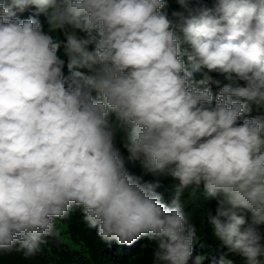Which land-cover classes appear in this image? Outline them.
<instances>
[{"label": "clouds", "instance_id": "clouds-1", "mask_svg": "<svg viewBox=\"0 0 264 264\" xmlns=\"http://www.w3.org/2000/svg\"><path fill=\"white\" fill-rule=\"evenodd\" d=\"M175 3L0 0V254L34 253L76 208L102 241L147 237L153 264H188L197 229L178 197L203 186L214 238L264 264V115H247L264 109V0ZM30 6L63 31L68 75L60 42L21 18ZM212 72L228 80L215 96ZM117 136L177 182L171 207L128 173Z\"/></svg>", "mask_w": 264, "mask_h": 264}, {"label": "trees", "instance_id": "trees-1", "mask_svg": "<svg viewBox=\"0 0 264 264\" xmlns=\"http://www.w3.org/2000/svg\"><path fill=\"white\" fill-rule=\"evenodd\" d=\"M169 5L170 9H179V5L175 3V0H169ZM212 6L213 0H189V7L194 12H198V10L203 8H211ZM84 71L86 72L87 70ZM64 73L65 75L69 74L67 66L64 68ZM209 75H211L213 81L219 82V85L216 83L209 85L215 96L219 91V87L228 83V80L224 74L219 72H212ZM193 77L196 80L202 79L203 71L194 72ZM240 83L243 84L242 81ZM247 115L250 117L264 115V109L258 110L253 107L252 112ZM239 122H242V120ZM116 147L120 150L125 161V168L130 175L139 177L141 183L154 184L155 182L153 181L155 180L158 182V186L155 188L156 191L161 185H164L165 188L161 193L162 202L166 206L171 207L173 200L177 198V194L174 192L177 182L170 177H166L169 180V183L166 184L164 183L165 177H158L159 179H156V176L153 174L152 176L151 173L146 172L139 160L129 158V155L126 154L128 152L123 147L119 136H117ZM200 189H203V186ZM196 191H199V189L190 188L179 194L178 201L182 205L183 210L185 209L184 212L186 214H191L193 206L195 207L194 209H197V204L202 200L201 197L199 198L194 193ZM216 207L217 201L215 199L214 208H210L208 204H205L203 209H200V214H203L204 219L202 225H204V222L208 223L209 215H215ZM197 213L195 212L198 216ZM194 222L195 218L190 221L192 224ZM57 228L60 232L58 238L51 237L49 239L43 237L42 243H40L34 253L16 252L13 254L15 255L13 256V261L18 262L21 260V264H153L152 253L155 245L149 242L147 237H141L130 246L118 244L115 240L106 243L98 237L96 228L89 227L83 221L82 213L79 209L74 208L65 219L58 221ZM196 229L201 230L202 228H198L196 225ZM260 231L264 235V226H260ZM200 233L197 232L196 238L199 239V242L193 245V257L189 260L188 264H193L196 256L204 258L203 264H219L221 259H229L233 261V264H245V259L241 255L234 256L225 247L220 248L215 242L219 241L211 238L209 233L206 236H201ZM39 251H42V253L39 255V258H35L34 255L37 256L40 253Z\"/></svg>", "mask_w": 264, "mask_h": 264}, {"label": "rangeland", "instance_id": "rangeland-1", "mask_svg": "<svg viewBox=\"0 0 264 264\" xmlns=\"http://www.w3.org/2000/svg\"><path fill=\"white\" fill-rule=\"evenodd\" d=\"M27 11V12H26ZM24 13H22V14H20L21 15V18L22 19H27L28 17H30V16H35L36 18H38L39 20H40V22H41V24L43 25V30L46 32V33H48V34H50V35H52L53 36V38L54 39H57L59 42H60V44H61V47H60V50H59V52H58V54L61 56V58H63V59H65V66H66V64H67V58L66 57H64V55H63V53H64V44L66 43V37H65V35H64V33H63V31L62 30H57L56 32H49V28H48V24H47V21H46V18H45V16L42 14V13H39L38 14V9L35 7V6H30L27 10H26ZM81 71H84V69H81ZM127 151V150H126ZM127 155H129V153H126ZM128 171V170H127ZM151 175H152V173H151ZM154 175V174H153ZM152 175V176H153ZM151 176V177H152ZM154 176H156V175H154ZM151 179V178H150ZM156 179H159L158 178V176H156ZM153 182H155L154 184L155 185H158V182H156L155 180L153 181ZM164 183H166V184H168L169 183V180L168 179H166V177H165V180H164ZM202 187V186H201ZM164 185H161L160 187H159V189L156 191L158 194H160L161 195V193H162V191L164 190ZM174 192H176V194H177V191L176 190H174ZM194 193H196L198 196H199V198L201 197L202 198V200H200L201 202L199 203V204H197V206H196V208L197 209H194L195 207L193 206V208L191 209V214H189V220L190 221H192V219H194L195 218V222L193 223V225L196 227V225L198 226V228H202L201 230L200 229H197V232L198 233H200L201 234V236L202 235H208L207 233H209L210 234V236H211V238H213L214 239V236L212 235V231H211V226H210V224L209 223H205L204 222V225H202L203 224V221H204V219H203V214H200L201 212H200V209H203V206H205V204H208L209 206H210V208H214L215 207V199L214 198H208L207 196H205V194H204V192H203V189H199V191H196V192H194ZM192 196H193V194H192ZM204 202V203H203ZM204 204V205H203ZM184 208H186L185 206H184ZM187 209V208H186ZM185 210V209H184ZM195 212H198L197 214H198V216H199V218H198V216L195 214ZM204 218H205V216H204ZM206 219V218H205ZM199 220V221H198ZM46 238H49V239H51V237H46ZM46 238H45V240H46ZM197 239V238H196ZM199 242V239H197V240H194V244L195 243H198ZM216 243H217V245L220 247V248H222L223 246L221 245V243L220 242H217V241H215ZM193 244V245H194ZM39 249H41V248H39ZM227 249V248H226ZM227 251H228V249H227ZM40 252V251H39ZM14 253H16V251H11V252H4V253H2V254H0V264H21L22 263V261L21 260H19L18 262H16V261H13V256H15V255H13ZM42 253V251L39 253V254H37V256L36 255H34V257L36 258H39V255ZM233 255L234 256H240V254L239 253H233ZM38 260V259H37ZM40 261V260H39ZM38 261V262H39Z\"/></svg>", "mask_w": 264, "mask_h": 264}]
</instances>
